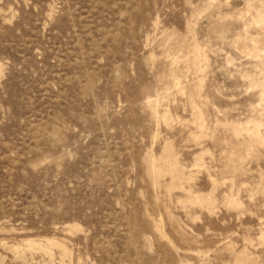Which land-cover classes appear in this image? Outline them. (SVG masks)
Returning <instances> with one entry per match:
<instances>
[{
	"label": "rangeland",
	"instance_id": "rangeland-1",
	"mask_svg": "<svg viewBox=\"0 0 264 264\" xmlns=\"http://www.w3.org/2000/svg\"><path fill=\"white\" fill-rule=\"evenodd\" d=\"M0 264H264V0H0Z\"/></svg>",
	"mask_w": 264,
	"mask_h": 264
}]
</instances>
